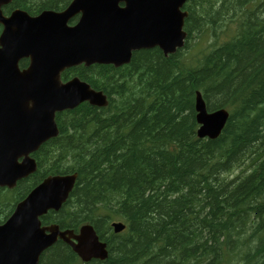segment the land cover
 Listing matches in <instances>:
<instances>
[{"label": "trees", "instance_id": "obj_1", "mask_svg": "<svg viewBox=\"0 0 264 264\" xmlns=\"http://www.w3.org/2000/svg\"><path fill=\"white\" fill-rule=\"evenodd\" d=\"M72 1L13 0L9 8L37 14ZM186 8L189 35L176 54L144 50L120 69L64 75L103 91L109 106L57 115L60 135L34 154L37 173L0 191V222L47 176L77 173L62 210L43 220L95 226L109 257L86 264H264V0ZM197 92L211 110L230 113L216 140L197 136ZM114 221L125 231L115 234ZM76 260L56 244L40 264Z\"/></svg>", "mask_w": 264, "mask_h": 264}, {"label": "water", "instance_id": "obj_2", "mask_svg": "<svg viewBox=\"0 0 264 264\" xmlns=\"http://www.w3.org/2000/svg\"><path fill=\"white\" fill-rule=\"evenodd\" d=\"M0 0V188L14 189L38 170L31 155L59 135L56 115L88 102L106 107L105 93L74 78L63 82L71 68L94 64L120 68L133 53L155 48L166 56L184 46L183 31L188 0H74L63 12L44 11L31 17L16 11L9 18ZM80 16L75 26L69 22ZM30 58L20 73L18 63ZM198 137L216 139L229 118L225 109L209 112L203 95L197 97ZM78 174L46 178L0 225V264H40L42 254L64 240L84 261L108 258L107 244L94 227L83 226L80 235L42 226L49 211L58 212L74 190ZM114 222L116 234L125 230Z\"/></svg>", "mask_w": 264, "mask_h": 264}, {"label": "flooded vegetation", "instance_id": "obj_3", "mask_svg": "<svg viewBox=\"0 0 264 264\" xmlns=\"http://www.w3.org/2000/svg\"><path fill=\"white\" fill-rule=\"evenodd\" d=\"M17 8H9V9H6V12H5V14H6V16L7 17H9L15 10H16ZM2 30H3V27L0 25V35H1V33H2ZM18 67H19V70H20V72H24V71H27L28 70V68L30 67V59L29 58H25V59H22L20 62H19V64H18ZM8 215H10V213L9 214H6V215H4L2 218H1V222H0V224H3L7 219H8ZM49 225V224H48ZM48 225H45V226H48ZM52 225V224H51ZM60 226V229L61 230H67V229H73V230H75L74 228H72V226H70V227H68L66 224H62V225H59ZM57 245H65V246H67L66 245V243L64 242V241H62V240H59L58 242H57ZM43 258V257H42ZM41 258V259H42ZM40 263H41V261H40Z\"/></svg>", "mask_w": 264, "mask_h": 264}, {"label": "bare ground", "instance_id": "obj_4", "mask_svg": "<svg viewBox=\"0 0 264 264\" xmlns=\"http://www.w3.org/2000/svg\"><path fill=\"white\" fill-rule=\"evenodd\" d=\"M246 7V6H245ZM236 22V21H235ZM220 26V25H219ZM230 26V25H229ZM235 32V31H234ZM210 46V45H209ZM216 46V45H215ZM203 64V63H202ZM141 69V68H140ZM189 70V69H188ZM198 95H201V93H199V92H197V94H196V107H197V97H198ZM236 99V98H235ZM225 100V99H224ZM160 101V100H159ZM223 103V102H222ZM195 112H197V110L195 111ZM228 113H229V111H228ZM229 118H230V113H229ZM229 118H228V121H229ZM228 121L226 122V124H225V126L223 127V129L221 130V132H220V134H219V136L216 138V139H218L220 136H221V134L223 133V131H224V129H225V127H226V125H227V123H228ZM197 123H198V121H197ZM102 124V123H101ZM249 127V126H248ZM236 129V128H235ZM197 135H198V132H197ZM216 139H213V140H216ZM212 140V139H211ZM234 142V141H233ZM260 144V143H259ZM237 150H238V148H237ZM256 150V149H255ZM264 151V150H263ZM249 158V157H248ZM238 163V162H237ZM214 166V165H213ZM255 168V167H254ZM231 172V171H230ZM235 178V177H234ZM261 179V178H260ZM233 180V179H232ZM235 180V179H234ZM222 183V182H221ZM225 183V182H224ZM240 184V183H239ZM156 197V196H155ZM76 212V211H75ZM85 212V211H84ZM213 222V221H212ZM244 225V224H243ZM210 234V233H209ZM215 237V236H214ZM249 237V236H248ZM170 253V252H169ZM219 255V254H218ZM198 256V255H197ZM242 257V256H241ZM142 258V257H141ZM212 258V257H211ZM249 258V257H248ZM194 262V261H193ZM216 262V261H215ZM264 262V261H263ZM187 264V263H186ZM205 264V263H204ZM235 264V263H234Z\"/></svg>", "mask_w": 264, "mask_h": 264}]
</instances>
